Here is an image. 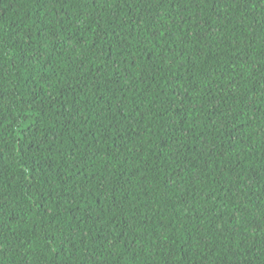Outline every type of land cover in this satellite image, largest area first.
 Here are the masks:
<instances>
[{
	"label": "trees",
	"instance_id": "1",
	"mask_svg": "<svg viewBox=\"0 0 264 264\" xmlns=\"http://www.w3.org/2000/svg\"><path fill=\"white\" fill-rule=\"evenodd\" d=\"M0 264H264V0H0Z\"/></svg>",
	"mask_w": 264,
	"mask_h": 264
}]
</instances>
